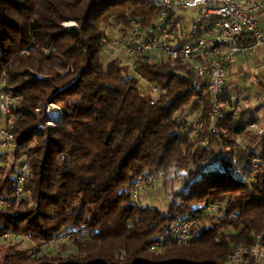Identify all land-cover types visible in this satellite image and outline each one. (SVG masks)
I'll return each mask as SVG.
<instances>
[{
    "label": "trees",
    "instance_id": "trees-1",
    "mask_svg": "<svg viewBox=\"0 0 264 264\" xmlns=\"http://www.w3.org/2000/svg\"><path fill=\"white\" fill-rule=\"evenodd\" d=\"M156 15L142 0H0V77L7 69L10 91L19 97L18 147L9 159L0 156V197L14 192L17 162L29 164L23 199L0 211V236L84 235L57 252L13 245L0 264H224L234 247L251 248L264 230V140L255 147L239 141L256 143L247 135L256 112L224 110L221 141L205 148L177 130L191 105L205 122L211 112L209 95L193 89L187 65L149 55L140 80L120 57L105 64L100 40L110 35L109 25L124 28L138 18L147 28ZM68 22L76 26L67 30ZM153 88L154 105L152 95L144 96ZM227 95L225 89L224 101ZM51 104L61 114L48 127ZM257 157L263 164L250 177ZM159 170L179 173L186 185L172 191L166 212L135 203L129 190ZM210 203L220 205L217 216L203 213ZM192 218L198 221L188 245L149 251L166 227Z\"/></svg>",
    "mask_w": 264,
    "mask_h": 264
},
{
    "label": "built area",
    "instance_id": "built-area-1",
    "mask_svg": "<svg viewBox=\"0 0 264 264\" xmlns=\"http://www.w3.org/2000/svg\"><path fill=\"white\" fill-rule=\"evenodd\" d=\"M142 1L157 13L155 21L152 26L145 28L142 20L130 18L123 28L122 36L103 35L100 44L103 47L105 64L114 59L113 55L106 58L109 50L113 54L123 52L131 73L141 80L139 67L146 56L155 55L184 63L193 75V89L205 91L209 95L211 112L207 122L201 118L191 119L187 115L181 117L177 130L180 133H188L205 148L209 147L212 141H221L218 122L225 118L224 110L230 107L232 101H224L229 69L237 57L247 58L258 50L264 52V28L260 25L264 0ZM189 11H193L192 17L188 15ZM152 93L154 95L151 104L154 105L158 90L153 88ZM18 100L19 97L12 95L10 91L5 70L0 77V156H13L18 147L14 137L17 115L13 110ZM56 109L61 111L58 106ZM53 121L56 124L58 120L55 118ZM53 123L47 125L53 126ZM248 129L257 135V142L264 139V127L259 121L251 123ZM262 164V159H254L249 170L250 177L255 176ZM28 172V162L18 161L14 175V192L11 197H0V211L9 209L23 199ZM166 177L167 173L159 170L146 173L135 180L129 187L134 202H139L144 190L156 187ZM173 177L181 190H185L184 178L179 173H175ZM219 210V204L210 203L203 208V213L217 216ZM197 221L192 218L172 223L154 238L149 245V251L159 252L173 244L188 245L193 239ZM83 237V234L71 231L59 238L35 240L29 235L9 232L0 236V240L23 243L27 250L42 254L53 252L61 241L82 242ZM28 243H32L35 248L33 249L32 245L27 246ZM248 259L252 264H264V230L255 237L251 248L242 245L234 247L224 264H245Z\"/></svg>",
    "mask_w": 264,
    "mask_h": 264
},
{
    "label": "rangeland",
    "instance_id": "rangeland-1",
    "mask_svg": "<svg viewBox=\"0 0 264 264\" xmlns=\"http://www.w3.org/2000/svg\"><path fill=\"white\" fill-rule=\"evenodd\" d=\"M193 11H189L188 15L190 17L193 16ZM64 28L67 29V30H70L71 28H73L74 26H76V24L74 22H68V23H65L64 25ZM122 29H123V26H114V25H109L108 28H107V33L112 35V36H122ZM113 55L114 58L115 57H120L123 62L125 63V66L126 67H129V64H127V62L125 61V55L123 52H118V53H114L112 51H108L107 54H106V58H110V56ZM242 63L243 65L246 63L245 60H242L241 58H238L237 59V63ZM245 69H247V65H244ZM250 68H254V67H251ZM7 70V69H6ZM249 80H250V77H249ZM246 87L247 89L244 91L245 94L242 95V97H238V101H236L237 103L240 102V103H243L242 104V109L243 107H248V106H251L252 105V101L248 99V97H252L250 92L253 91V86L251 85V82L250 81H247L246 82ZM140 87H142L143 91L147 89V83L143 82V81H140ZM153 96L154 94L153 93H147L145 94L144 96L145 97H148V96ZM248 99V100H247ZM193 107V108H192ZM252 107V106H251ZM186 112H190V114H193V112H196V108H194V106H190L188 108L185 109ZM239 111V110H238ZM47 116H48V123H53L56 118V120H60V111H58L56 109V105H49L46 107V110H45ZM186 112L185 114H183L181 117L185 116L186 115ZM239 113V112H238ZM194 116L196 115H192L191 119H197L195 118ZM190 118V117H189ZM257 122V121H255ZM260 122V121H259ZM254 123V122H253ZM55 126L56 124L53 123ZM260 125L264 127V121L263 122H260ZM49 127V126H48ZM248 131L250 132L248 135V137L250 138H255L256 139V143H252L251 141H249L248 139H244V142L242 140H239L241 145L242 146H246V144H248L249 146H256V145H259V143H261L263 140L257 142L259 139L257 138V135H255L250 129H248ZM215 148V147H214ZM217 150V148H216ZM235 152L237 150V148L235 147L234 148ZM218 154L216 156H214L210 162H209V165L212 167V166H215L217 164V160H218ZM11 156L10 155H7L6 158L9 159ZM257 158H260L263 160V158L261 157H257ZM254 162V160H253ZM253 165V164H252ZM260 167V166H259ZM208 169V168H207ZM210 169V168H209ZM174 174L175 172L173 173V175H170L167 173V177L160 183L158 184L156 187L152 188V189H147V190H144L142 193H141V203L142 204H148L150 206H155V207H158L160 208L161 210H163L164 212H166L168 210V205L170 203V197H171V193L172 191H178L181 189L180 185L175 182V179H174ZM139 200V202H140ZM208 218H205V220H207ZM64 241H61L57 244V246L54 248L53 252H57L59 251L61 248H62V245H63ZM17 246L19 248H22V249H28L27 247H25V245H23V243L21 244H15L13 242H10V241H3V240H0V255L1 253H4L9 247L11 246ZM33 247V249L35 248V246H33V244H27V246H31ZM30 249V248H29ZM33 251V250H32Z\"/></svg>",
    "mask_w": 264,
    "mask_h": 264
},
{
    "label": "crops",
    "instance_id": "crops-1",
    "mask_svg": "<svg viewBox=\"0 0 264 264\" xmlns=\"http://www.w3.org/2000/svg\"><path fill=\"white\" fill-rule=\"evenodd\" d=\"M260 25L264 28V12L260 16ZM238 58L245 60L246 63L244 65H247V69H245L242 63H237ZM250 66L254 68H250ZM247 81H250L254 87L253 91L250 92L252 97H248L252 101V107L248 106L242 109L243 103H237L236 101L240 100L238 97H242L245 94ZM226 92L228 94L226 99H232L230 107H226L227 110H234L237 114L241 110L255 111L258 118L257 121H264V52L262 50H258L257 53L250 57H237L235 59L228 72ZM186 115L190 118L192 115H196L194 116L195 118H200L201 108L199 107L193 114L187 111Z\"/></svg>",
    "mask_w": 264,
    "mask_h": 264
}]
</instances>
